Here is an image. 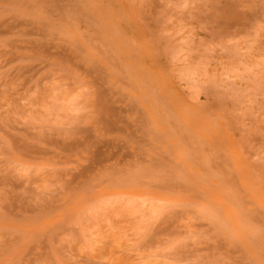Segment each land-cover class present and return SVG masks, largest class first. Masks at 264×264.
Returning <instances> with one entry per match:
<instances>
[{"label": "rangeland", "instance_id": "rangeland-1", "mask_svg": "<svg viewBox=\"0 0 264 264\" xmlns=\"http://www.w3.org/2000/svg\"><path fill=\"white\" fill-rule=\"evenodd\" d=\"M0 264H264V0H0Z\"/></svg>", "mask_w": 264, "mask_h": 264}]
</instances>
